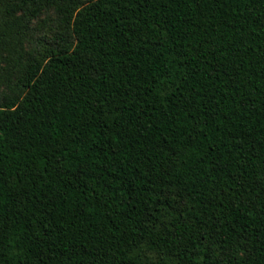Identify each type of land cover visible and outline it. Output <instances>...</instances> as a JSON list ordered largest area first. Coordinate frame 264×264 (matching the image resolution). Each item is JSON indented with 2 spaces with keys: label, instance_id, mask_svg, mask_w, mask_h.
<instances>
[{
  "label": "trees",
  "instance_id": "16d2710c",
  "mask_svg": "<svg viewBox=\"0 0 264 264\" xmlns=\"http://www.w3.org/2000/svg\"><path fill=\"white\" fill-rule=\"evenodd\" d=\"M0 64V264H264V0H0Z\"/></svg>",
  "mask_w": 264,
  "mask_h": 264
},
{
  "label": "rangeland",
  "instance_id": "374dc122",
  "mask_svg": "<svg viewBox=\"0 0 264 264\" xmlns=\"http://www.w3.org/2000/svg\"><path fill=\"white\" fill-rule=\"evenodd\" d=\"M57 29L55 16L53 14H50L49 18L45 20L40 18L37 21H33L30 25V30L24 42V51L32 52L34 49H37L39 46V41H50ZM0 65L1 68L4 67V64ZM0 72L2 73L1 70Z\"/></svg>",
  "mask_w": 264,
  "mask_h": 264
}]
</instances>
